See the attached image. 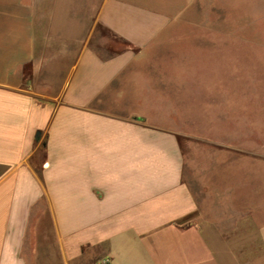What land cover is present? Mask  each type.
<instances>
[{"label": "crops", "instance_id": "crops-1", "mask_svg": "<svg viewBox=\"0 0 264 264\" xmlns=\"http://www.w3.org/2000/svg\"><path fill=\"white\" fill-rule=\"evenodd\" d=\"M193 2L0 0V264H264L249 210L184 179L146 72Z\"/></svg>", "mask_w": 264, "mask_h": 264}, {"label": "rangeland", "instance_id": "rangeland-1", "mask_svg": "<svg viewBox=\"0 0 264 264\" xmlns=\"http://www.w3.org/2000/svg\"><path fill=\"white\" fill-rule=\"evenodd\" d=\"M183 17L146 72L177 89L163 115L178 131L184 179L198 200L234 201L264 229V0H194ZM94 44L103 55L127 47L101 27Z\"/></svg>", "mask_w": 264, "mask_h": 264}, {"label": "built area", "instance_id": "built-area-1", "mask_svg": "<svg viewBox=\"0 0 264 264\" xmlns=\"http://www.w3.org/2000/svg\"><path fill=\"white\" fill-rule=\"evenodd\" d=\"M101 264H108V262H107V260H105Z\"/></svg>", "mask_w": 264, "mask_h": 264}, {"label": "trees", "instance_id": "trees-1", "mask_svg": "<svg viewBox=\"0 0 264 264\" xmlns=\"http://www.w3.org/2000/svg\"><path fill=\"white\" fill-rule=\"evenodd\" d=\"M122 41V40H121ZM126 45L128 44V43H126L125 41H123Z\"/></svg>", "mask_w": 264, "mask_h": 264}]
</instances>
